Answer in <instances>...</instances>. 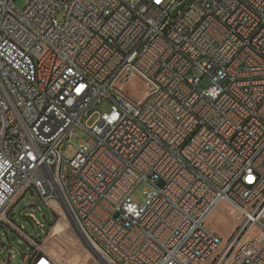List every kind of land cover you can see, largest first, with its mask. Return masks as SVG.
<instances>
[{
  "label": "built area",
  "instance_id": "2783aa9c",
  "mask_svg": "<svg viewBox=\"0 0 264 264\" xmlns=\"http://www.w3.org/2000/svg\"><path fill=\"white\" fill-rule=\"evenodd\" d=\"M23 1L0 0V227L29 264L62 263L9 218L28 191L103 264H264V0Z\"/></svg>",
  "mask_w": 264,
  "mask_h": 264
},
{
  "label": "rangeland",
  "instance_id": "374dc122",
  "mask_svg": "<svg viewBox=\"0 0 264 264\" xmlns=\"http://www.w3.org/2000/svg\"><path fill=\"white\" fill-rule=\"evenodd\" d=\"M15 4L19 9L25 7L23 0H15ZM58 19L61 21L63 15L59 14ZM196 75L199 74L196 73ZM207 85V79H203L200 83L201 88H206ZM128 91L135 100H144L146 95V89L140 80H135L129 84ZM109 109L108 101L96 105L92 110L96 114L89 124H92ZM87 140V134L80 132L73 142L74 148L76 149L80 142ZM75 149L74 151H66L65 157L67 159L73 158L76 153ZM158 185L161 186L162 183ZM152 189L154 188L147 183L140 184L132 196L133 201L145 203L143 192ZM29 217H32L33 220ZM9 218L19 228L23 229L28 237L34 240H37L38 237L44 238L42 243L44 251L62 264H102L97 256L92 254L91 249L87 247L80 236L74 232L72 225L67 223L64 214L53 213L52 209H49L42 202L35 191H28L17 202L11 209ZM239 224L238 214L228 204H222L209 218L207 227L225 241L233 234ZM46 229L49 230L45 234ZM254 236V231L247 234L248 238ZM0 242L2 243L0 244V264H29L32 247L15 230L6 225L1 226Z\"/></svg>",
  "mask_w": 264,
  "mask_h": 264
},
{
  "label": "bare ground",
  "instance_id": "6f19581e",
  "mask_svg": "<svg viewBox=\"0 0 264 264\" xmlns=\"http://www.w3.org/2000/svg\"><path fill=\"white\" fill-rule=\"evenodd\" d=\"M52 211H53V213H54V209H52ZM91 249V248H90ZM91 252H92V254L95 256H97V254H96V252L93 250V249H91ZM103 264V263H102Z\"/></svg>",
  "mask_w": 264,
  "mask_h": 264
},
{
  "label": "crops",
  "instance_id": "0c3cea01",
  "mask_svg": "<svg viewBox=\"0 0 264 264\" xmlns=\"http://www.w3.org/2000/svg\"><path fill=\"white\" fill-rule=\"evenodd\" d=\"M223 204H225V203H223ZM221 205H222V204H221ZM237 228H238V227H237ZM237 228H236V229H237ZM235 231H236V230H235ZM235 231H234V232H235ZM234 232H233V233H234Z\"/></svg>",
  "mask_w": 264,
  "mask_h": 264
},
{
  "label": "snow or ice",
  "instance_id": "6c2138e0",
  "mask_svg": "<svg viewBox=\"0 0 264 264\" xmlns=\"http://www.w3.org/2000/svg\"><path fill=\"white\" fill-rule=\"evenodd\" d=\"M158 2H159V0H158Z\"/></svg>",
  "mask_w": 264,
  "mask_h": 264
}]
</instances>
